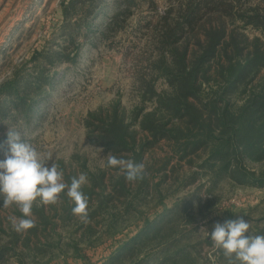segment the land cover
Instances as JSON below:
<instances>
[{"label": "rangeland", "instance_id": "rangeland-1", "mask_svg": "<svg viewBox=\"0 0 264 264\" xmlns=\"http://www.w3.org/2000/svg\"><path fill=\"white\" fill-rule=\"evenodd\" d=\"M133 1L121 29L111 28L107 37L92 31L88 40H77L83 44L74 61L47 65L55 83L40 97L41 105L31 119L21 114L13 118L11 112L0 120V160L8 150V129L19 130L39 152L52 154L49 166L55 161L64 171L66 182L84 172L89 183L82 191L92 188L99 192L88 197L87 224L73 214L64 218V206L73 204L66 191L55 204L34 202L36 233L27 243L24 238L30 230L18 233L8 219L22 214L14 205L3 208L0 197V249L4 247L0 264H20L21 260L24 264H226L222 250L211 242L215 223L243 217L251 222L252 234L264 235V66L256 73L247 67L242 77L233 80L235 70L240 69L239 60L243 66L256 54V47L264 55V32L241 17L256 6L264 9V2L240 0L232 8L226 1L223 17L228 29L235 32V43L240 41L245 49L233 65L225 57L219 64L211 62L210 73L198 85L201 102L196 100L201 109L202 104L212 105L216 100L221 109L227 108L231 121L251 116L255 107L250 104L257 100L260 112L254 116L259 120L257 135L261 141L258 139L246 152L243 142L248 143L253 134L237 132L236 127H224L221 119L215 120L214 132L204 139L207 142L182 158L165 139L149 143L152 135L139 125L137 112L140 110V116L148 111H156L157 117L164 114L150 89L172 92L166 75L172 60L171 43L166 40L186 11L185 0ZM62 2L0 0V83L16 69L35 73V52L68 44V52L76 56L77 43L69 44L60 29L64 20ZM199 18L193 29L184 24L175 43L187 42L191 54L200 50L197 41L204 39L203 24L220 19L213 13ZM95 28L97 33L100 27ZM116 105L131 122L138 141L147 144L139 155L138 151L115 155L145 163L143 180L128 182L118 169L107 167L106 157L111 151L96 145L90 137V115L107 114ZM175 126H182L176 117L170 119L168 128ZM192 132H200L204 138V131ZM217 155L222 157L217 159ZM239 167L257 180L238 181L233 175L240 177L239 173L233 172ZM121 178L122 195H117L113 183ZM109 193L112 201L105 197ZM166 216L157 231L142 232L140 239L147 233L153 235L138 242L133 255L111 262L114 249L133 244L132 238L148 221L156 224Z\"/></svg>", "mask_w": 264, "mask_h": 264}, {"label": "trees", "instance_id": "trees-1", "mask_svg": "<svg viewBox=\"0 0 264 264\" xmlns=\"http://www.w3.org/2000/svg\"><path fill=\"white\" fill-rule=\"evenodd\" d=\"M110 1L63 0L61 5L64 20L60 29L64 38L68 39L69 44L77 43L76 56H71L70 52H68V44L51 51L35 52V73L25 74L16 69L12 76L0 83V120L10 115L11 112H14V115L12 114L13 118L16 117V114H21L26 119H31L41 105L40 97L44 96L55 83L53 77L48 73L49 68H47V65H53L58 61H74L79 56L80 45L83 44L82 40L80 42H77V40L81 37L88 40V35L92 31L97 36L107 37L108 30L111 28L115 27V31L122 28V22L126 19L127 14L130 13V6L134 1L112 0L113 4ZM226 1H230V6L234 8L240 0H185L186 11L177 22L176 28L170 30L168 33L169 39L166 40V43H171L172 60L171 64L169 63L170 65L166 68V75L170 81L172 92L159 93L155 88L150 87L152 95L157 99L159 110L161 109L164 114L161 117H157L156 111H148L140 116V110L137 112L140 117L138 120L139 125L152 135V140L149 143L156 144L160 140L165 139L173 144L176 152L182 154V158L188 153L196 151L207 142L204 139L214 132L215 120L219 122L221 119L224 127H236L235 130L237 132L253 134V138L248 143L243 142L246 152L249 147L252 149L256 145L255 143L258 139L261 141V137L257 135V133H260L257 127L259 120L255 117V114L260 112L257 100H252L250 104L255 107L250 113L251 116L244 117L238 121L236 119L231 121L227 117V108L221 109L216 100L213 101L212 105L202 104V109L198 107L199 104L196 102V100L200 101L197 94L198 85L203 83L200 79L210 73L212 63L216 62V64H219L225 57L230 65H233L235 58L242 55L245 49L244 46L240 45V41L235 43V32L228 29L226 18H224ZM261 1L264 2V0ZM212 13L220 19L217 21L210 19L203 24L204 39L198 38L197 41L200 46L199 52L194 51L191 54L187 42L183 45L175 44L178 42L179 32L184 28V24L193 29L201 19L199 16ZM241 17L246 20V23L252 24L264 32L263 8L259 6L251 8L241 14ZM95 27H100L97 33L94 30L96 29ZM255 53V55L249 57V60H246L243 66H241L242 62L239 60L240 69L235 70L233 80L242 77L247 67L253 70L254 73L260 71L264 66V55L258 47H256ZM236 71H239V73L236 74ZM165 115L169 117H165ZM174 117L182 121V126L168 128L170 119ZM88 122V125L92 127L90 137L96 145H101L114 154H131L134 151H138L136 154L139 155V153L145 151L147 142L138 141L136 131L132 129L131 122L120 111L119 106H114L107 114L101 112L98 115H90ZM196 129L204 131V138L200 136V132L195 134L192 132ZM261 148L262 145L257 147V150ZM218 157L222 156L217 155V159ZM255 158L259 159L260 156H255ZM235 172L239 173L240 177L236 175H233V177L241 183L257 180L253 175L245 172L242 167H239L233 173ZM121 184H124V179L122 178L119 182L113 183V191L117 195H122ZM97 186L102 187L99 184ZM83 191H86L85 195L90 198L93 197L94 193H99L92 190V188H87ZM111 194L109 193L105 196L108 201L114 199L113 196H110ZM72 207H74V204L64 206L63 215L65 219L71 216ZM164 219L156 224L148 221V225L132 238L133 244H121L111 252V262L122 260L129 253L133 255L137 243L139 242L138 244H140L150 238L160 228L158 226L159 223L166 221L168 217L166 216ZM144 230L153 231V233H147L144 235L145 239L144 237L140 239ZM33 233H36V228L30 229L29 235L24 238L25 243L30 240V236ZM142 239L144 240L142 241ZM3 248L0 249V254L4 253ZM20 264H24V262L21 260Z\"/></svg>", "mask_w": 264, "mask_h": 264}, {"label": "clouds", "instance_id": "clouds-1", "mask_svg": "<svg viewBox=\"0 0 264 264\" xmlns=\"http://www.w3.org/2000/svg\"><path fill=\"white\" fill-rule=\"evenodd\" d=\"M7 137L8 150L5 158L0 160V197L3 208L14 205L22 214L8 217L13 229L23 233L34 228V202L39 201L43 206L55 204L65 191L74 204L72 214L81 222L89 223V200L82 191L89 183L87 174L80 172L68 183L64 171L55 161L49 166V161L53 160L51 153L39 152L19 130L9 128ZM106 159V166L118 169L128 182L143 180L147 174L143 162L118 158L112 152ZM250 229L251 222L243 217L215 223L210 233L211 242L216 249L222 250L226 264H264V235L252 234Z\"/></svg>", "mask_w": 264, "mask_h": 264}]
</instances>
